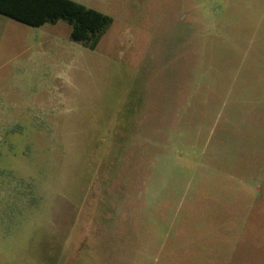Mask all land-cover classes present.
<instances>
[{
	"label": "rangeland",
	"instance_id": "obj_1",
	"mask_svg": "<svg viewBox=\"0 0 264 264\" xmlns=\"http://www.w3.org/2000/svg\"><path fill=\"white\" fill-rule=\"evenodd\" d=\"M0 15V264H264V0H73Z\"/></svg>",
	"mask_w": 264,
	"mask_h": 264
},
{
	"label": "trees",
	"instance_id": "obj_2",
	"mask_svg": "<svg viewBox=\"0 0 264 264\" xmlns=\"http://www.w3.org/2000/svg\"><path fill=\"white\" fill-rule=\"evenodd\" d=\"M0 15L31 27L66 22L70 39L94 50L113 19L73 0H0Z\"/></svg>",
	"mask_w": 264,
	"mask_h": 264
},
{
	"label": "crops",
	"instance_id": "obj_3",
	"mask_svg": "<svg viewBox=\"0 0 264 264\" xmlns=\"http://www.w3.org/2000/svg\"><path fill=\"white\" fill-rule=\"evenodd\" d=\"M2 16V15H1ZM4 17V16H3ZM1 19V18H0Z\"/></svg>",
	"mask_w": 264,
	"mask_h": 264
}]
</instances>
